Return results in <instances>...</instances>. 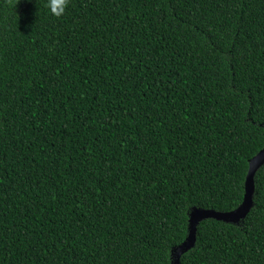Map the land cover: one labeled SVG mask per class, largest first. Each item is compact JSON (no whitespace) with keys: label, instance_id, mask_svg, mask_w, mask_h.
<instances>
[{"label":"trees","instance_id":"16d2710c","mask_svg":"<svg viewBox=\"0 0 264 264\" xmlns=\"http://www.w3.org/2000/svg\"><path fill=\"white\" fill-rule=\"evenodd\" d=\"M0 0V264H171L264 148V0ZM179 264H264V163Z\"/></svg>","mask_w":264,"mask_h":264},{"label":"water","instance_id":"95a60500","mask_svg":"<svg viewBox=\"0 0 264 264\" xmlns=\"http://www.w3.org/2000/svg\"><path fill=\"white\" fill-rule=\"evenodd\" d=\"M264 163V148L261 149L248 162V170L244 181V194L240 205L234 210L228 212H219L208 209L193 208L189 213L187 236L179 246L172 251V263L179 264L180 257L189 251L195 243L197 224L208 218L226 223H238L244 219L252 207V197L254 194V174L256 170Z\"/></svg>","mask_w":264,"mask_h":264},{"label":"clouds","instance_id":"9594fccd","mask_svg":"<svg viewBox=\"0 0 264 264\" xmlns=\"http://www.w3.org/2000/svg\"><path fill=\"white\" fill-rule=\"evenodd\" d=\"M11 4L13 0H8ZM18 3L16 0L15 6ZM70 0H47L46 7L48 8L51 15L56 18H62L66 14V9L68 8Z\"/></svg>","mask_w":264,"mask_h":264}]
</instances>
